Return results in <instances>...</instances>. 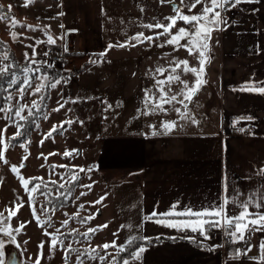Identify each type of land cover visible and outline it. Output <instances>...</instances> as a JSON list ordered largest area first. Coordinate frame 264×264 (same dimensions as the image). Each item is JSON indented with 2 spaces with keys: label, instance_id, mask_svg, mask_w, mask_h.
<instances>
[{
  "label": "rangeland",
  "instance_id": "1",
  "mask_svg": "<svg viewBox=\"0 0 264 264\" xmlns=\"http://www.w3.org/2000/svg\"><path fill=\"white\" fill-rule=\"evenodd\" d=\"M180 4H181V0ZM192 0H184L182 5V14L192 15L198 14L202 5H197L195 9L190 12L185 4L191 3ZM27 0H0V6L5 10L11 5V15L23 25H32L36 27L33 31L28 28L17 26L11 27V20L0 21V37L7 41L12 49L16 52L17 58L21 64L29 62L30 57L33 56V48H35V59L47 60L53 63L48 57L43 55L47 52L48 35H52L57 41L59 37L63 36L65 39V31L68 28V21L70 18V6L68 0H34L24 6ZM167 0L161 3V0H142L138 2L139 19L135 18V10L131 11L130 4L123 6V0H104V17L105 28L109 34H112L119 41H131L135 46L123 47V63H110L105 61L103 63H91L97 60H85L79 63L75 59L77 55L74 53L67 54L71 56L72 60L66 65V71L71 72L75 68H79L85 63H90L78 74L69 75L66 77L67 82H61L57 88L50 90V99L45 109H41L35 124L28 127L29 134L27 138H17L12 143L17 146L9 147L4 151V159H7L8 164H4L0 160V212L5 216L8 215L10 208L14 204L20 202L23 198L24 206L18 210V219L13 217L7 222V228L12 231L19 226V222H26L24 227L19 232H13L15 241L17 242L23 257L24 264H34L35 259L40 258V264H65L66 248L61 249L59 245L55 251H49V237L45 235V231L54 233L56 229H60L61 233L67 234L76 230L72 235H69L65 240V245L71 244L72 248L79 249L81 252L85 249L95 248L100 255L105 256L106 260L100 261L88 259L87 256L78 258L75 252L69 253V264H79L80 259L84 260V264H116L117 257L121 253L116 248H109L106 251L102 249L104 243H111L116 241L117 245L127 244L128 240L133 237L141 238V210L139 208L140 191L139 180L137 174H123V172H105L100 170L99 159L104 147L103 138L111 134H123L131 131L148 133L151 127L147 126L148 121L145 120V126L136 127L138 120H144V116L150 120L151 106L145 107L144 100L146 97V90H149L153 81L158 79L153 77L155 72L160 75V80L165 79L167 75L171 74V68L175 66L176 61L187 60L189 67L199 69L200 64L196 55H190L188 51L184 52L185 57L178 58L162 63H140L139 57L140 48L136 46L138 43L132 38L138 33H143L145 36H153L159 33L157 28L139 30L141 25L151 24L154 22L167 23L165 17L175 16L176 12L170 6ZM175 4H179L175 2ZM63 15H58L59 13ZM110 19V20H107ZM67 22V23H66ZM180 22L178 21L177 24ZM63 25V28H61ZM109 26V28H108ZM184 25H177L173 33ZM43 29H47V34ZM163 31V29H161ZM16 32L19 35L18 40H13L10 33ZM218 33L212 34L210 41V62L204 66V79L207 81L200 91L188 103L187 109L181 107V112H188L189 116L196 121L201 120L202 117L199 109L202 104L219 103V84L218 76ZM166 40L168 37L160 36ZM43 41V43L36 44V41ZM183 41V40H182ZM181 41V42H182ZM218 41V42H217ZM217 42V45H216ZM57 44V43H55ZM33 45V47H27ZM51 48V47H50ZM117 48L115 50H121ZM62 51V50H61ZM183 51V48H182ZM0 53H2L0 49ZM25 53L28 54L26 58ZM214 56V57H213ZM6 63H9L8 61ZM62 63L54 64V67L60 71ZM34 67V65H32ZM183 65L176 69V75L180 79L187 82L191 87L195 82V75L191 72H184ZM120 68H123V94H107L104 88V77L106 74H115ZM168 69L163 75L157 72V69ZM172 90V94H177V98L182 99L179 95L183 88L181 83H173L168 85ZM15 93V91L13 92ZM152 93H148L151 95ZM32 100L39 101V96L28 95L25 98L26 103H31ZM58 101L64 104V107L59 111H53L58 107ZM75 101V102H73ZM12 103H15L13 101ZM111 104L112 107L108 108ZM173 105L183 106L177 102ZM7 106V105H5ZM42 106V105H41ZM184 108V110L182 109ZM207 112H204V114ZM3 113H0V129H3L8 121L3 119ZM25 115L27 113L25 112ZM212 117L209 120L215 119V112H209ZM47 117V118H45ZM66 120L83 121V123L74 122L69 125H64L63 134L53 133V137L44 139L45 134L48 133L53 125L59 129L61 122ZM204 120V119H202ZM123 121V127L120 126ZM191 121L186 119L185 122ZM116 123V126L114 124ZM126 123V125H124ZM28 122L26 123L27 126ZM16 128L10 126L7 128L5 141L12 137L16 132ZM43 144L41 145V140ZM23 142L24 146H21ZM73 149L79 150L78 155L65 157L66 151ZM56 153L55 155H49ZM43 154V155H41ZM48 157L44 159V157ZM27 157V159H24ZM23 164V167L20 165ZM17 167V171L25 178L31 181V178L41 177L45 182L56 181V184L63 183L65 187L71 184L69 176L66 175L69 169L73 166L77 168L83 167L86 170L92 168L91 172L85 171L81 176L79 173V180L77 187L73 194L70 195L71 202L56 209L55 212L49 208L46 198L38 193H32L35 200L34 205L28 202L29 193L26 192L22 186L21 180L17 177L11 168ZM56 165L53 169L51 166ZM60 165H67L68 168L59 167ZM91 184L92 188L88 189L82 185ZM53 189V185H48ZM29 188H31L29 186ZM55 190V189H54ZM53 190V192H54ZM58 191H55L57 194ZM81 193H87L81 195ZM54 194V193H53ZM101 197L105 199L100 204H93ZM41 204H45L48 211L41 210ZM85 205L83 209L79 205ZM35 207V217L39 218L40 222L49 220L53 227H48L34 218L32 207ZM13 210H15L13 208ZM94 219L87 223H81L80 220L84 217L91 216L97 213ZM78 213V215H77ZM67 220V227L63 226V222ZM107 227L103 230H98L95 233H90L89 238L85 239L79 233L87 232L89 228H96L97 226L105 225ZM123 226V227H122ZM116 233L117 235H113ZM64 237L61 236V239ZM27 241V243H25ZM44 241V248L42 249V257H38V245ZM77 241H79L77 243ZM115 257V261L113 260ZM135 258L134 261L127 259L129 264H137L139 262Z\"/></svg>",
  "mask_w": 264,
  "mask_h": 264
},
{
  "label": "crops",
  "instance_id": "2",
  "mask_svg": "<svg viewBox=\"0 0 264 264\" xmlns=\"http://www.w3.org/2000/svg\"><path fill=\"white\" fill-rule=\"evenodd\" d=\"M139 1L142 0H123L124 7L130 4L131 11L135 10L136 19H139ZM167 1L174 10V6L182 8L179 0ZM68 3L71 11L65 39L56 40L62 51L76 54L77 57L73 56L81 63L92 54L99 58L109 44L123 43L106 31L104 0H68ZM231 10L235 12L234 18H228L232 26L213 32L219 34L216 59L219 103L202 104L199 109L202 117L198 123L180 118L175 108L183 106L166 104V112L152 113L150 120L144 116V120L135 124L136 127L145 126L147 120V126L155 125L160 135H151V128L148 133L131 131L103 138L100 170L138 175L141 239L149 242L141 246L145 250L140 253L137 264H259L250 257L258 256V245L264 240V232L253 233L249 238L251 251L234 259L235 251L242 252L246 247L243 242L226 249L220 234L208 232L210 238L206 239L199 231L168 227L156 223V218L146 219L153 209L158 213L168 212L172 205H176L177 212H182L186 209L203 211L210 205L220 204L225 195V177L230 186L229 193L234 186L241 193L239 199H246L249 192L264 191V177L258 174L264 168V93L240 90L246 82L264 84V0L244 2ZM179 22L177 25H184ZM144 28L141 25L138 29ZM184 43L186 41L181 42ZM136 46L140 48L137 58L140 63L177 60L185 57L183 54L188 51L166 44L163 38L138 42ZM117 48L122 49L115 50ZM103 60L123 63V47L107 50ZM153 77L160 80V75L155 72ZM156 82L150 84V90L159 96ZM104 88L107 94H123V68L115 74H106ZM166 90L172 94L168 85ZM209 112H215V119L209 120L212 117ZM242 116L252 119L235 123ZM225 120L231 123L227 134L223 132ZM164 121H175L177 126L163 134L161 124ZM120 126L123 127V121ZM241 127L245 132L238 130ZM234 211L239 208L229 205V212ZM250 211L255 209L250 208ZM164 219L176 222L194 218L167 216Z\"/></svg>",
  "mask_w": 264,
  "mask_h": 264
},
{
  "label": "snow or ice",
  "instance_id": "3",
  "mask_svg": "<svg viewBox=\"0 0 264 264\" xmlns=\"http://www.w3.org/2000/svg\"><path fill=\"white\" fill-rule=\"evenodd\" d=\"M32 2H34V0H27V3H25L24 6L26 7L28 6V3ZM163 2L164 0H161V3ZM244 2L251 3L253 2V0H192L191 3L185 4L184 6L188 7L189 11L191 12L192 9H195L197 7V5H202L203 7L198 14H182V9L179 6H174L176 15L165 17L167 23L157 22L155 24L144 25V27L148 29H163L162 32L157 33L156 37L145 36L141 32L132 38L137 42L143 43L144 41L151 42L154 39H158L160 36H166L168 37L165 40L166 44L172 45L176 49L186 48L190 55H196L198 57L200 64L199 69H197L189 67V62L187 60H180L174 62L175 66L171 68V74L167 75L165 79L158 80L156 82V88L159 92V96H157L155 93L148 95V93H151V90H146L144 104L146 108L151 106L150 112L146 114L155 113L157 111L166 112L167 109L164 106L166 104H172L173 102H177L183 105L185 109H187L188 103L192 101V98L196 95V93L200 91L201 87L207 83V81L204 79V66L211 60L209 53L211 50L210 41L212 39V33L214 31L227 30L228 27L232 26L231 24H229L228 18L225 14L232 8H236L238 7V5ZM255 2H258V0H255ZM181 4H184V0H181ZM11 7L12 6L9 5L8 9L5 10L3 6H0V21H8L10 19L12 28L20 26L31 29L33 31L36 30V27L32 25L19 24L15 17L11 15ZM253 11H255V9ZM63 14L64 13L61 12L58 15ZM178 21H182L184 25H187V27H179L175 31V33H173V29L176 27ZM232 23H235V21H233ZM61 28H63V25H61ZM43 30L47 34V29ZM10 35L13 40L19 39L18 33L14 31L11 32ZM59 39H63V36L59 37ZM182 40L186 41V43L181 44ZM40 43H43V41H36V44ZM47 43L55 44L56 39H54L52 35H48ZM129 44H131V41H126L125 43H119L117 45L109 44L107 50H110L113 47H127L129 46ZM131 46L134 47L135 44H131ZM27 47H33V45H28ZM107 50L105 52L100 53L99 58L97 60L91 61V63L105 62L103 60V57L106 56ZM9 51V49L5 48V50L0 53V89L7 92V95L3 97V100L5 101V104L7 106L0 105V113H3V119L8 121L5 127L3 129H0V160H2L4 164H8L7 159H4L3 156L4 151H6L9 147L14 148L17 146L16 144L12 143V141L16 140L17 138H27L29 131L26 127V123L29 121V118H32V124H35L36 127H39V125L36 124V120L38 118V114L41 111V105L44 101L45 93L47 92V90L49 88H57V86L61 84L62 81L65 83L67 82V80L58 72L54 73L52 76H49L47 71L42 70L54 68V63H49L47 60L43 59H35V48H33V56L28 58L29 64L26 66L6 63L7 61H9ZM65 51H67L66 48ZM43 55L47 57L49 53L44 52ZM25 56L27 58L28 54L25 53ZM32 65L36 66L32 67ZM181 65L184 66V72H191L196 77L195 82L191 87L188 85L187 82L182 81L179 75L175 74L176 69L180 68ZM166 71H168V69H157V72H159L161 75H163ZM173 83L183 84V88L179 92V95L183 97L182 99L178 100L177 94H169V91L166 90V86L171 85ZM4 84H7V88L4 87ZM17 85L20 86L17 87ZM12 88L16 89L15 93L10 90ZM240 90L258 91L259 93H264V84H252L246 82ZM28 95H38L39 101L32 100L30 104L24 102L26 96ZM13 101H15V103H12ZM185 101H187L188 103H185ZM63 107L64 104L58 101V107L56 109H53V111H59ZM111 107L112 105L109 104L108 108ZM175 111L180 114L181 119H190L192 123H198V121H196L193 117L189 116L188 112H181L179 108H175ZM25 112L27 113V115H25ZM245 119L251 120L252 117L242 116L235 123H239L241 120ZM74 122H79L81 124L83 123V121L66 120L61 122V124L59 125V129L56 125H53L51 130L45 134L44 139L53 137V133H58L62 135L64 125L67 124L70 127L71 124ZM10 126L15 127L17 130L12 137L7 138V141H5L4 134L7 132V128ZM176 126L177 125L175 121L162 122L161 127L164 130L163 134L170 133ZM150 127L153 129L151 135L155 136L161 134L156 131L155 125H150ZM238 130L242 133L245 132V128L243 127L239 128ZM43 142L44 141L42 139L41 145L43 144ZM21 146H24L23 142H21ZM55 154L56 153H50L49 155ZM74 154L78 155L79 150L73 149L71 151H66L64 153V156L71 157ZM47 158L48 157L46 156L44 157V159ZM24 159H27V157H25ZM23 166V164L20 165V167ZM51 167L55 169L57 166L52 165ZM59 167L68 168L67 165H60ZM11 170L16 173L17 177L22 182L24 190L29 193L28 202L30 205L35 204V200L32 196V193H39L40 195H43L46 198L47 203L52 204V199H49V197L53 196V190L48 187V182H45L41 177L31 178V181L29 179H25L17 171V167L14 165L12 166ZM92 170V168H88L86 170L83 167L77 168L76 166H73L71 169L68 170L66 175L69 176L71 184L73 186H76L79 180V173H83L85 171L91 172ZM258 174L261 177H264V168L260 169ZM30 182L32 183L31 188H29ZM51 183L56 184L57 182L51 181ZM82 186L88 189L92 188L91 184ZM64 187L65 185L63 183L58 184L59 189H64ZM229 187L230 186L227 182V177H225V195L223 201L220 204L210 205L207 209H204L203 211H193L192 209H186L182 212H177L176 205H172L170 206V210L168 212L158 213L155 209H153V211L146 217V219L152 220L153 218H156V223H164L168 227H175L179 229H191V231L194 232L199 231L202 235L205 236L206 239L210 238L208 236V232L211 229H223L226 231L227 235L233 240V242H243L245 244L246 247L242 252L241 250H236L233 255L234 259H239L242 255L246 256L247 253L250 252L252 249V245L249 239L250 236L255 232H264V211L261 210L264 209V191L249 192L246 194V199H239L241 193L237 191L234 186L231 187V192L229 193ZM68 191L71 192V188H69ZM86 194L87 193H81V195ZM62 195H64V193L60 192L58 195L55 196V199L59 200V197ZM104 199L105 197H101L99 200L92 203L100 204ZM229 205L239 208V211H234L230 213ZM23 206V198H20V202L18 204L13 205V208L15 210H13V208H10L7 216H5L3 212H0V233L6 236L11 243L16 242L13 232L21 231L24 227H26V222H19V226L14 228L12 231L8 230L7 222L10 221L13 217H16L18 219V210ZM79 207L83 209L85 205L81 204L79 205ZM250 208L255 209V211H250ZM41 210L45 212L48 211L45 204H41ZM55 210L56 207L54 205L52 211L55 212ZM32 212L34 218H36L37 221L41 223V227H43L44 224H47L48 227H53L50 222V218L49 220L40 222L39 218L35 217L34 206L32 207ZM97 214H99V210H97V213L92 214L91 216L82 218L80 222L82 224L87 223L91 219H94L95 215ZM167 216H186L194 219L172 222L164 219V217ZM67 224L68 221L65 220L63 222V226L67 227ZM106 227L107 224L97 226L96 228H89L87 232L79 233V235H82L85 237V239H88L90 233H95L96 231L103 230ZM73 232H76V230H72V232H69L67 234L61 233L60 229H56L54 233H49L45 231V235L49 237L48 244L50 253L55 251L57 245H59L61 249H67V251L65 252V264H67L69 253L71 252L77 253L78 258L87 256V258L91 260H96L97 258H99L100 261L106 260V257L100 255V253L95 248L85 249L81 252L79 249L72 248L71 244L65 245V240L68 238L69 235H72ZM113 235L115 236L117 234L113 233ZM61 236H63L64 238L61 239ZM135 239L136 237H133L132 239L128 240L127 244L120 245H117L116 241L113 240L111 243H104L102 246L98 247H102V249L105 251L111 247L118 249L119 252H123L129 245L133 243ZM78 242L79 241H77V243ZM25 243H27V241H25ZM44 243V241H41L38 245V257H42L43 255L42 249L44 248ZM4 245L5 241L0 240V264H3L2 258L4 256ZM144 250L145 249L141 247L138 249V251L132 252L131 255L133 256V258L138 259L140 253H142ZM10 258L14 262L15 253H12ZM250 259L257 260L259 264H264V240H262L258 245V256L250 257ZM113 260L115 261V257H113ZM34 264H40V258L35 259ZM79 264H84V260L80 259ZM122 264H129V261L127 259H124L122 261Z\"/></svg>",
  "mask_w": 264,
  "mask_h": 264
},
{
  "label": "trees",
  "instance_id": "4",
  "mask_svg": "<svg viewBox=\"0 0 264 264\" xmlns=\"http://www.w3.org/2000/svg\"><path fill=\"white\" fill-rule=\"evenodd\" d=\"M0 49L1 51L3 52L5 50V48L9 49V63H12L14 65H20V66H26L29 64V62L27 61L25 64H21L20 61L18 60L17 58V55H16V52L12 49L11 45L3 40L1 37H0ZM51 46H49L48 48H54V49H57V50H61V47L59 44H50ZM76 55V54H75ZM97 56L96 54H92L89 56V59L90 60H93L95 59ZM88 59V60H89ZM90 63L87 62L85 63L84 65H82L81 67L79 68H75L73 71L71 72H68L66 71V65L65 63L63 62L62 63V66H61V69L60 71H58L55 67L52 68V69H42V70H45L48 72L49 76H52L54 73H59L60 75H62L65 79L66 77H68L69 75H73V74H78L80 73L81 71H83V69ZM36 65H34L35 67ZM22 75V74H21ZM20 85H17V87H19ZM4 87L7 88V84H4ZM12 92L16 91L15 88H12L10 89ZM50 90L51 88H49L47 90V92L45 93V98H44V101L42 103V106H41V109H45V107L48 105V102H49V99H50ZM7 95V92L3 91L2 89H0V105H6L5 104V101L3 100V97ZM31 120L32 118H29V121H28V124H27V128L28 127H31L32 126V123H31ZM34 182H39V181H34ZM48 185H53V189L54 190V194L52 197H49V199H52V204H48L49 205V208H53V206L55 205L56 209H59L60 207L68 204L69 202H71V198L70 195L74 193L76 186H73L72 184H70L69 186L67 187H64V189H59L58 188V184H52L51 182H48ZM29 186L31 187L32 186V183L30 182ZM69 188H71V192H69ZM55 191H58L57 194H55ZM60 192H63L64 195L60 196L59 197V200H56L55 199V196L58 195ZM39 194V193H38ZM62 204V206H61ZM159 240V239H157ZM152 241V240H151ZM149 241L147 240H144V239H141V238H136L133 243L131 245H129L123 252H121L118 257H117V263L116 264H122V261L124 259H131L133 256L131 255L132 252H136V250L141 247L143 244L145 243H148ZM238 243L237 242H226L225 243V248L227 249L228 247H232V246H236ZM226 251V250H225ZM67 264H69V261L67 260Z\"/></svg>",
  "mask_w": 264,
  "mask_h": 264
},
{
  "label": "built area",
  "instance_id": "5",
  "mask_svg": "<svg viewBox=\"0 0 264 264\" xmlns=\"http://www.w3.org/2000/svg\"><path fill=\"white\" fill-rule=\"evenodd\" d=\"M227 18H234L235 17V12L230 10L228 11L226 14ZM47 52L49 53V55L47 56L54 64H59V63H70L71 62V56H69L66 52L61 51V50H57L54 48H49L47 50ZM226 126L223 129V132L225 134L230 133V129H231V123L228 120H225ZM210 235H217L220 234L221 236H223L225 243L228 242H233V240L226 235V231L220 228L217 229H211L209 231ZM224 243V244H225Z\"/></svg>",
  "mask_w": 264,
  "mask_h": 264
},
{
  "label": "water",
  "instance_id": "6",
  "mask_svg": "<svg viewBox=\"0 0 264 264\" xmlns=\"http://www.w3.org/2000/svg\"><path fill=\"white\" fill-rule=\"evenodd\" d=\"M83 173H80V175L82 176ZM0 240L5 241V245H4V249H3L4 256L2 258L3 264H24V257H23V254H22L17 242L11 243L8 240V238L6 236H4L2 233H0ZM12 253H15L14 262L10 258Z\"/></svg>",
  "mask_w": 264,
  "mask_h": 264
}]
</instances>
